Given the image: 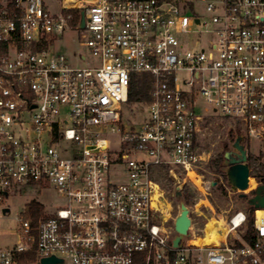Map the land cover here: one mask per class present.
I'll return each mask as SVG.
<instances>
[{
    "label": "built area",
    "instance_id": "1",
    "mask_svg": "<svg viewBox=\"0 0 264 264\" xmlns=\"http://www.w3.org/2000/svg\"><path fill=\"white\" fill-rule=\"evenodd\" d=\"M60 1L51 13L45 0H0V218L25 187L65 198L36 222L27 202L0 264H264V208L252 223L237 211L220 241L175 246L158 179L181 171L209 204L199 96L264 141V0ZM73 25L91 55L75 65L48 46ZM144 73L148 120L124 131L134 74ZM109 134L128 147L116 153Z\"/></svg>",
    "mask_w": 264,
    "mask_h": 264
},
{
    "label": "rangeland",
    "instance_id": "2",
    "mask_svg": "<svg viewBox=\"0 0 264 264\" xmlns=\"http://www.w3.org/2000/svg\"><path fill=\"white\" fill-rule=\"evenodd\" d=\"M45 3L51 13H61L63 11V5L60 0H45ZM48 46L52 51L65 54L70 63L74 65L79 64L78 59L81 53H87L89 58L91 57L87 47L80 44V31L74 25L66 28L63 34H54ZM184 74V72H179L178 75L179 77H183ZM144 103L145 101H136L124 106L122 117V128L124 131L130 130L132 127H139L148 120V109ZM195 110L198 114L202 115L198 123L196 143L199 151L206 156V160L201 164L200 171L206 179L212 182L216 181V185L211 186L208 195L210 205L205 204L203 201L200 202V192L192 183L185 180L183 172L178 171V177L176 178L160 169L158 175V179L164 190V215L169 217L170 226L174 227L175 218L180 213V204L184 202L179 197L181 189L185 185H189L197 193L195 202L188 204L192 223L188 234L183 237L186 240L195 239L198 236L203 237L207 231L206 228L210 227L213 219L220 220L225 224L237 211H250L248 202L250 192L248 190L240 191L233 189L223 176L212 172L208 166L210 159L229 151H235L233 144L239 136H241V142L246 146L248 154L254 153L255 155L262 154L264 156V141H259L246 135L243 127L234 117L214 111L201 96L197 98ZM109 136L111 147L117 150L116 153H120L119 150L128 147L127 143L123 144V142H120L121 139L118 138V135L109 134ZM143 156L142 154H138L136 157ZM169 178L170 180H168ZM251 178H253L252 175ZM243 192L247 193L246 197L241 195ZM33 199L43 203L44 212L54 210L58 206H63L65 202L62 194L49 185L44 187L32 186L28 189L25 187V190L11 193L10 197L6 199V203L11 206L12 212L9 216L0 218L1 244L13 243L17 240V235L12 229L17 224L18 214L26 211L27 202ZM245 230L246 228H241L239 229V233L243 235ZM221 232L223 233V230ZM175 235H177V232H175ZM234 237L232 236V239Z\"/></svg>",
    "mask_w": 264,
    "mask_h": 264
},
{
    "label": "water",
    "instance_id": "3",
    "mask_svg": "<svg viewBox=\"0 0 264 264\" xmlns=\"http://www.w3.org/2000/svg\"><path fill=\"white\" fill-rule=\"evenodd\" d=\"M85 18L83 16L81 26L84 27ZM235 151L226 152L225 156L228 159L227 176L230 186L233 189L245 191L249 187L250 167L247 162V148L241 142V136L237 137L233 144ZM212 185H216V181L212 182ZM243 197L247 196V193L241 194ZM248 202L255 208H264V183L258 184L248 197ZM10 208H4V212L9 211ZM192 219L189 215V207L185 202L180 204V213L177 215L174 221V228L177 235L174 239V245L178 246L185 235L188 234L191 226ZM63 260L55 256L44 257L41 259V264H51L62 262Z\"/></svg>",
    "mask_w": 264,
    "mask_h": 264
},
{
    "label": "trees",
    "instance_id": "4",
    "mask_svg": "<svg viewBox=\"0 0 264 264\" xmlns=\"http://www.w3.org/2000/svg\"><path fill=\"white\" fill-rule=\"evenodd\" d=\"M46 44H48V42ZM152 82L153 79L148 74L145 73L134 74L131 85L130 96H129L130 103L136 101H150L152 98V94H151ZM225 154L226 153L210 159L208 166L212 172L223 176V178L226 181H228L227 169L229 164ZM247 162L250 167V175L253 176L257 185L264 183V156L262 154L255 155L254 153H249L247 157ZM168 180H170V178ZM179 197H181L184 200V202L188 205L190 203L195 202L197 198V193L194 192L189 187V185H185L181 189V192L179 193ZM43 208H44L43 204L38 200L33 199L28 203L29 214L33 217L35 222L37 221L39 216L42 215ZM249 208H250L249 219H250V223H252V219L254 218L253 215H254L255 207L249 204ZM26 214H27V207H26ZM28 258L30 260L34 259L35 253L33 252L30 256H28ZM25 261H27V256L25 258Z\"/></svg>",
    "mask_w": 264,
    "mask_h": 264
},
{
    "label": "bare ground",
    "instance_id": "5",
    "mask_svg": "<svg viewBox=\"0 0 264 264\" xmlns=\"http://www.w3.org/2000/svg\"><path fill=\"white\" fill-rule=\"evenodd\" d=\"M259 213H260V215L263 214V212H259ZM218 228H221L223 230V233H221L218 230ZM206 230L207 231L205 232V235L203 237L202 236H198V238L195 237V239H193V243H195V244L214 243V242H217V241H220L221 239H223L224 234L227 232L226 226L220 220H218V221L212 220V222L210 223V227L209 228L207 227ZM211 238H213V240H211ZM200 240H202V241H200Z\"/></svg>",
    "mask_w": 264,
    "mask_h": 264
},
{
    "label": "crops",
    "instance_id": "6",
    "mask_svg": "<svg viewBox=\"0 0 264 264\" xmlns=\"http://www.w3.org/2000/svg\"><path fill=\"white\" fill-rule=\"evenodd\" d=\"M213 220H215L216 221V219H213ZM218 221V220H217Z\"/></svg>",
    "mask_w": 264,
    "mask_h": 264
}]
</instances>
